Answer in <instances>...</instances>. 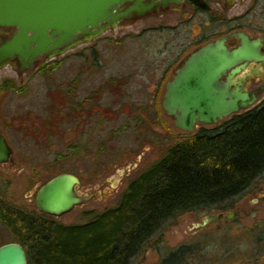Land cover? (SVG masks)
Wrapping results in <instances>:
<instances>
[{"label":"rangeland","instance_id":"obj_1","mask_svg":"<svg viewBox=\"0 0 264 264\" xmlns=\"http://www.w3.org/2000/svg\"><path fill=\"white\" fill-rule=\"evenodd\" d=\"M253 2L248 0L249 5ZM241 12L237 5L230 15ZM256 18L263 22L264 12H256ZM185 19L194 23L199 16L189 13ZM148 22L107 32L92 42L94 51L80 47L58 57L61 64L57 70L34 75L26 94L15 97L13 113L21 108V115L8 116L7 135L22 163L12 170L8 167L0 182L12 204L27 205L29 195L43 179L35 174L53 161L54 174L77 175L83 182L79 193L84 195L86 187L85 196L94 195L58 221L86 223L92 214L116 206L131 180L160 160L172 145L194 133L176 128L172 119L162 123L142 111L149 103L148 89H152L145 83L149 70L145 52L152 50L153 57L162 46L160 34L142 32ZM193 28V33L199 32L194 24ZM69 84L76 101L100 90V116L92 106L79 113L77 122L55 114L53 126L46 111L52 107L49 93L61 91V97L70 90ZM220 213H233V217L199 226L206 216ZM13 240L10 230L0 223V245ZM181 247L188 250L183 264H264V174L233 200L229 209L189 212L169 221L132 264H164V259Z\"/></svg>","mask_w":264,"mask_h":264},{"label":"trees","instance_id":"obj_2","mask_svg":"<svg viewBox=\"0 0 264 264\" xmlns=\"http://www.w3.org/2000/svg\"><path fill=\"white\" fill-rule=\"evenodd\" d=\"M60 64L54 61L53 69L45 65L40 72L51 74ZM263 174L264 102L183 137L130 181L116 206L86 223L26 216L10 205H0V222L23 243L29 264H132L169 221L229 209Z\"/></svg>","mask_w":264,"mask_h":264},{"label":"water","instance_id":"obj_3","mask_svg":"<svg viewBox=\"0 0 264 264\" xmlns=\"http://www.w3.org/2000/svg\"><path fill=\"white\" fill-rule=\"evenodd\" d=\"M132 4L126 10V5ZM150 7L144 0H0V25L18 29L0 46V65L19 57L25 65L49 54L47 60L62 57L116 29L131 13L144 14ZM241 40L230 50L228 37L219 38L200 48L167 85L163 106L174 117L175 126L194 132L199 126L217 125L240 109L247 111L256 96L246 89L252 63L264 62L262 41L244 33H233ZM247 72L244 78L238 75ZM226 76V81L221 79ZM10 150L0 140V161ZM79 178L62 173L38 191L40 212L62 217L88 201L75 190ZM233 213L211 214L199 226L232 219ZM0 264H29L24 248L18 243L0 246Z\"/></svg>","mask_w":264,"mask_h":264},{"label":"flooded vegetation","instance_id":"obj_4","mask_svg":"<svg viewBox=\"0 0 264 264\" xmlns=\"http://www.w3.org/2000/svg\"><path fill=\"white\" fill-rule=\"evenodd\" d=\"M144 4L150 7L144 14L141 15L136 11L131 13L119 23L116 29L121 26L133 27L139 23L147 24L149 21L148 27L145 29L147 31L143 30L142 32H156L160 34L162 39L161 48L154 53L153 57H151L152 50L148 49V51L145 52L149 65V70L146 71L145 75V83H148L152 89H148L147 100L149 103L147 107L142 109V111L149 113L150 116L158 117L162 123L167 118L172 119L173 124L175 121L174 117L168 115V112L163 106V101L165 100L167 93V85L174 80L178 75V71L185 66V63L200 48L219 38L228 36V48L230 50L238 48L241 44V40L237 36L230 35L241 32L252 40H261V53L264 54V18H261L263 22H258L256 18V12L259 10L264 12V0H254L251 5H249L248 0H144ZM131 5L132 4L126 5L123 10H126ZM237 5L240 6L242 12L238 15H230L231 8ZM189 13L193 16L198 15V21L193 23L192 20L185 19ZM173 16H175L176 19L171 21V17ZM252 18H254L255 21H251ZM159 20L163 21L161 23H156V21ZM193 24L194 27L199 29L198 33H193ZM17 31L18 29L16 27L0 25V46H2L7 40L12 39ZM81 47L83 49L89 48L93 51L96 50L92 43ZM94 53L96 54V52ZM48 55L49 54L39 56L32 63H28L27 65H25L19 57H13L7 60L3 65H0V140L3 141L10 150L7 159L0 161V182L8 172V167H12V170L14 167H18L22 163L18 159L15 148L7 135L8 125L11 124L8 116L14 115L15 118H20L21 115V108L13 113L14 109H12V107L13 105L15 107L17 103L15 97L26 94L29 82L34 75L38 73L41 74L40 71L43 66L50 65L51 69H53V63L54 61H57V58L47 60ZM96 57L97 55L95 58ZM246 74L247 72L244 71L239 74L238 77L244 78ZM248 74L250 77L246 83V89L250 94L256 96L255 101L250 105V108L252 109L264 102V62L261 66L259 63H252L251 68L248 70ZM226 78L227 77L224 76L221 81L225 82ZM68 86L70 87V90L63 93V96L61 97L55 95L53 91H51L52 93H49L52 107H48L46 111L47 115H50V123L53 124V126L55 114H61L65 117L66 121L77 122L78 119L76 117L79 113H85L86 108L89 110V107L92 106H94L93 108L96 112V116H100L101 93L99 89L93 91L91 95L85 99L76 101V99H74L76 98V95L72 93L71 85L69 84ZM241 112H244V110L240 109V113ZM202 126H199L198 128ZM52 166L53 161L47 164L46 169L35 174L36 178H38L39 175V178L43 177V179H41V184L35 189L34 193L29 195L27 205L18 206L12 204L7 197L6 191L3 189H0V205H10L13 208L20 210L21 213L23 212L22 214H25L26 216L29 214L31 216L38 214L51 216L40 212L36 201L38 191L42 186L54 177L62 174H54ZM49 172L50 175H48ZM79 180L80 183L75 188L77 195L88 197L89 200L86 202L93 200V193L85 196L88 193L86 187H83L84 191L82 193L84 195L79 193L78 189L83 186V182L80 178ZM162 229L163 228L154 234L153 238L146 246L150 244L156 235L160 234ZM10 243L20 244L24 248L28 257V252L22 242L17 241L14 238L13 242ZM187 251L188 250L185 247L173 251L166 259H164V264H183V258L186 256Z\"/></svg>","mask_w":264,"mask_h":264}]
</instances>
